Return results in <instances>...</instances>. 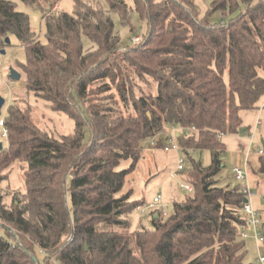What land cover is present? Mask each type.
Returning a JSON list of instances; mask_svg holds the SVG:
<instances>
[{
	"label": "trees",
	"instance_id": "1",
	"mask_svg": "<svg viewBox=\"0 0 264 264\" xmlns=\"http://www.w3.org/2000/svg\"><path fill=\"white\" fill-rule=\"evenodd\" d=\"M20 1L41 9L46 42L13 0H0V49L16 37L27 92L75 127L56 138L18 99L0 116V180L16 161L25 164V192L7 205L0 186V264H242L247 193L231 170L222 177L220 136L248 131L239 111L264 96V0H211L205 15L194 0H132L133 7L73 0L72 12L44 9L49 0ZM133 11L146 29L120 50L111 15L132 31ZM215 13L226 15L207 21ZM132 77L149 78L157 92L137 95ZM113 89L125 112L102 101L118 104ZM166 129L179 130L192 193L164 216L153 212L152 229L130 231L128 214L146 204L119 193L144 146ZM205 150L208 165L189 155ZM258 154L253 173L264 176L263 146ZM122 160L130 163L119 169Z\"/></svg>",
	"mask_w": 264,
	"mask_h": 264
},
{
	"label": "rangeland",
	"instance_id": "2",
	"mask_svg": "<svg viewBox=\"0 0 264 264\" xmlns=\"http://www.w3.org/2000/svg\"><path fill=\"white\" fill-rule=\"evenodd\" d=\"M15 2L16 10L25 12L29 16V22L32 30L37 34L38 40L41 43L46 42L44 23L42 20V11L40 8L26 4L20 0H13ZM50 3H46L44 9L52 11H66L72 12L74 9L73 0H49ZM102 7H106L104 0H91ZM126 3L133 7L132 0H125ZM197 8L201 15H205L206 10L210 7L211 0H194ZM226 13L211 14L208 16L210 22H215L219 17L225 16ZM112 20L114 21L115 28L118 30L120 37L121 47L131 45L134 41L133 38L140 37L146 29V22L144 19H139L136 12H132L131 25L133 30L131 31L128 26H123L119 23L118 15L112 13ZM10 45L4 50L5 53H0V95L4 97L5 103L1 109V115L5 113V109L8 103L13 100H20L25 102L31 107V115L34 123L41 129L45 130L48 134L59 138L61 135L73 133L75 122L67 114L53 110L50 107L48 101L36 97L33 93H28L25 87V75L19 67V64L26 62V52L25 49L18 44L17 39L14 35L10 38ZM122 48V49H121ZM14 68L20 72L21 76L18 80H12L9 78V69ZM134 79V92L138 95L140 92L146 90H153L156 83L152 80L146 78V81L139 79L137 77H132ZM155 85V86H154ZM157 89L153 93H156ZM112 93L115 98H117V92L113 89ZM107 105L114 108L120 107L121 110L125 112V108H122L121 102L118 99V104L111 102L108 98L103 99ZM264 104V96L259 102V106L262 107ZM248 110V109H244ZM248 114L251 116L247 124L244 127H248V131L239 132L237 140L233 142L224 138L225 152L223 155L224 160V170L222 172V177L224 180L226 176L229 175L232 167L241 168L246 171L249 168L250 173L254 174L253 171L257 167V157L258 148L262 147V137L258 139H252L251 136L254 135L253 127L256 118V111L249 109ZM128 111H130L128 109ZM127 112V111H126ZM250 125V130L249 126ZM2 127L0 126V142L5 144V138L1 133ZM261 125L258 126V129ZM176 132L173 129H166L164 134L174 135ZM179 130H177L178 132ZM3 132V131H2ZM176 132V133H177ZM172 133V134H171ZM157 135L156 138L161 139V145H151L150 141L144 146L142 151V157L138 161L134 170L128 174L125 179L124 185L119 194L130 192V200H144V205L151 201V199L160 194L162 201L167 205V212L170 213L172 205L175 201H182L188 195H191V191L187 189V183L185 180V171L190 168V163L188 156L181 150L179 146L177 148H171L167 151L163 150L162 145L168 143L165 139V135ZM230 139V138H229ZM190 157L200 160L203 165H208L210 163V152L205 151H189ZM249 161V162H248ZM183 165V170H178V163ZM129 160H122L119 165V169L126 168L129 165ZM25 164L16 161L11 165V167L3 171V178L0 180V186L3 189L4 202L8 205L13 199L16 192H25V184L23 181V168ZM246 184V180L242 182H235ZM255 202L262 219H264V201L252 198ZM143 209V210H142ZM263 210V211H261ZM167 213V214H168ZM152 212L151 209H147L145 206L137 207L133 209L128 214V229L130 231L141 230V229H152ZM245 243V256L243 258L242 264L253 263L258 256V246L253 237V231L249 230L247 236L244 238ZM40 256V255H39ZM41 258V257H39Z\"/></svg>",
	"mask_w": 264,
	"mask_h": 264
},
{
	"label": "built area",
	"instance_id": "3",
	"mask_svg": "<svg viewBox=\"0 0 264 264\" xmlns=\"http://www.w3.org/2000/svg\"><path fill=\"white\" fill-rule=\"evenodd\" d=\"M139 39V37L133 38V42H136ZM0 126H2V120H0ZM2 134L3 136L6 135V129L2 127ZM174 133V131H173ZM172 134V133H171ZM160 138L154 137L151 141V145L158 144V140ZM165 139L168 143L162 145L163 150L167 151L171 148H177V143L174 139V135H168L165 134ZM258 153H262V147L258 148ZM178 170H183V165L179 162L177 165ZM231 172L233 175V178L238 181L242 182L246 179V171H243L241 168L232 167ZM189 191L192 190L190 185L186 186ZM245 192L247 193L246 196V202H244L242 207V214L244 218L247 221V226L245 228H240L239 235L243 238L247 236V232L249 230L253 231V237L256 241V244L258 246V256L256 257L255 261L250 264H264V230L261 227L262 219L260 217V212L256 209L252 202V198L255 194V192L248 186L245 185ZM261 200L264 201V194L261 197ZM145 207L147 209H151V212H160L163 216L166 215L167 212V205L162 201V197L160 194H157L154 196L151 201L147 202ZM143 210V209H142Z\"/></svg>",
	"mask_w": 264,
	"mask_h": 264
},
{
	"label": "crops",
	"instance_id": "4",
	"mask_svg": "<svg viewBox=\"0 0 264 264\" xmlns=\"http://www.w3.org/2000/svg\"><path fill=\"white\" fill-rule=\"evenodd\" d=\"M260 102V101H259ZM262 107L261 108L258 104V107L255 109H251L253 111H256V120L254 122V127H253V132L254 135L251 136V138L253 139H258L257 136L262 137V141H264V104L262 103ZM250 110H240L239 111V115L241 118V125L242 126H246L248 119L251 117L248 112ZM261 125V127L258 129V126ZM249 126V130H250V125ZM224 138H228V140H231V142H233L235 139L237 140L238 138V134L237 133H231V134H222L220 136V140L224 143L223 139ZM230 138V139H229ZM225 145V143H224ZM224 162V160H223ZM249 162V161H248ZM246 186L250 187L254 192V196L253 198L256 199V201L258 200V202L261 200L262 195L264 194V176H257L255 174L252 175V173H250L249 168H246ZM253 202V201H252ZM254 206L256 207V209L259 211L257 205L255 204V202H253Z\"/></svg>",
	"mask_w": 264,
	"mask_h": 264
},
{
	"label": "water",
	"instance_id": "5",
	"mask_svg": "<svg viewBox=\"0 0 264 264\" xmlns=\"http://www.w3.org/2000/svg\"><path fill=\"white\" fill-rule=\"evenodd\" d=\"M5 41L7 43H9L10 39L7 37V38H5ZM0 53H2V54L5 53V50L4 49H0ZM20 76H21L20 72H18L16 69H14V68H10L9 69V78L10 79L18 80V79H20ZM4 103H5V99H4L3 96L0 95V115H1V109H2V107L4 105ZM242 131H243V128H240L239 132H242ZM262 146L264 148V141H262ZM1 148H2V143L0 142V149ZM244 202H246V198L244 199ZM156 217H157V213L154 214V218H156Z\"/></svg>",
	"mask_w": 264,
	"mask_h": 264
}]
</instances>
